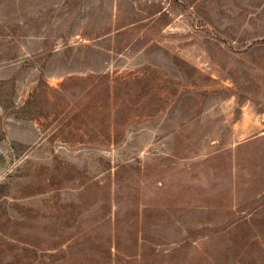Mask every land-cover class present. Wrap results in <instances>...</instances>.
Listing matches in <instances>:
<instances>
[{"label":"rangeland","instance_id":"1","mask_svg":"<svg viewBox=\"0 0 264 264\" xmlns=\"http://www.w3.org/2000/svg\"><path fill=\"white\" fill-rule=\"evenodd\" d=\"M0 264H264V0H0Z\"/></svg>","mask_w":264,"mask_h":264}]
</instances>
